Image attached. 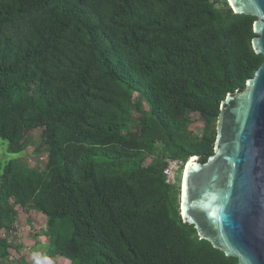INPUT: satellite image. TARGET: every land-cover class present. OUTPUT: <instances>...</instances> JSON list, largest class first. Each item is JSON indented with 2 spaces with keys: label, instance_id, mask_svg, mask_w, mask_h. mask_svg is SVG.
I'll return each mask as SVG.
<instances>
[{
  "label": "trees",
  "instance_id": "trees-1",
  "mask_svg": "<svg viewBox=\"0 0 264 264\" xmlns=\"http://www.w3.org/2000/svg\"><path fill=\"white\" fill-rule=\"evenodd\" d=\"M227 0H0V264L20 209L72 264H239L182 221L167 160L214 153L221 103L263 63ZM204 121L201 135L191 115Z\"/></svg>",
  "mask_w": 264,
  "mask_h": 264
},
{
  "label": "water",
  "instance_id": "water-1",
  "mask_svg": "<svg viewBox=\"0 0 264 264\" xmlns=\"http://www.w3.org/2000/svg\"><path fill=\"white\" fill-rule=\"evenodd\" d=\"M227 1L235 14L256 17L252 45L263 63L221 103L214 153L185 164L180 215L225 256L264 264V0Z\"/></svg>",
  "mask_w": 264,
  "mask_h": 264
},
{
  "label": "rangeland",
  "instance_id": "rangeland-1",
  "mask_svg": "<svg viewBox=\"0 0 264 264\" xmlns=\"http://www.w3.org/2000/svg\"><path fill=\"white\" fill-rule=\"evenodd\" d=\"M194 120L191 130L196 135H201L204 121L199 114L191 115ZM42 130L38 129L31 134V142L28 148L22 154H12L8 151V143L0 141V159L7 161L20 158L22 163L34 166H43L46 163L47 154L43 150H36L41 143ZM184 170V169H183ZM182 172L174 175V182L181 187ZM180 198V195H179ZM47 221L46 217L34 210L20 209L17 221V231L11 235L10 249L11 257L5 263L10 264H72L71 261L63 258H51L47 255L49 245L48 236H46Z\"/></svg>",
  "mask_w": 264,
  "mask_h": 264
},
{
  "label": "built area",
  "instance_id": "built-area-1",
  "mask_svg": "<svg viewBox=\"0 0 264 264\" xmlns=\"http://www.w3.org/2000/svg\"><path fill=\"white\" fill-rule=\"evenodd\" d=\"M167 167L164 170V174L167 177V183L168 184H175L174 182V175L177 174L178 172L183 173V169L185 167V164L182 161L179 160H167ZM182 175V174H181Z\"/></svg>",
  "mask_w": 264,
  "mask_h": 264
},
{
  "label": "bare ground",
  "instance_id": "bare-ground-1",
  "mask_svg": "<svg viewBox=\"0 0 264 264\" xmlns=\"http://www.w3.org/2000/svg\"><path fill=\"white\" fill-rule=\"evenodd\" d=\"M191 166H193V164H192V163H189V164L187 165V169L190 168Z\"/></svg>",
  "mask_w": 264,
  "mask_h": 264
}]
</instances>
